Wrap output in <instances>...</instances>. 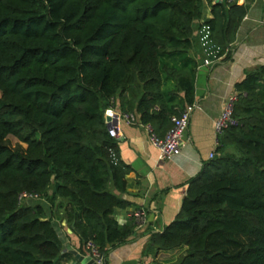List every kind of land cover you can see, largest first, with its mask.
<instances>
[{
	"label": "trees",
	"instance_id": "16d2710c",
	"mask_svg": "<svg viewBox=\"0 0 264 264\" xmlns=\"http://www.w3.org/2000/svg\"><path fill=\"white\" fill-rule=\"evenodd\" d=\"M247 10L224 0H0V264H61L55 206L104 264L135 234L134 218L115 217L130 205L132 167L105 110L117 104L166 134L195 99L197 20L225 48ZM235 91L240 125L219 136L175 220L151 236L158 251L185 248L177 264H264V64ZM23 192L45 203L21 202Z\"/></svg>",
	"mask_w": 264,
	"mask_h": 264
},
{
	"label": "crops",
	"instance_id": "0c3cea01",
	"mask_svg": "<svg viewBox=\"0 0 264 264\" xmlns=\"http://www.w3.org/2000/svg\"><path fill=\"white\" fill-rule=\"evenodd\" d=\"M245 3L248 5L247 13L241 19L236 36L229 42L222 60L204 65L198 41L189 50L198 63L194 102L199 107L184 133V144L179 155L162 158L144 125L117 120L113 123L122 131L121 138L117 139L121 158L132 167L127 176V192L122 195L130 205L117 208L115 217L121 225H126L133 221V212L143 210L145 221L136 225L135 234L127 242L112 248L105 264H177L184 254L185 248L158 251L151 247L150 239L153 233L162 232L175 220L187 194L189 180L200 172L210 159V153L216 152L220 135L216 132L215 121L223 111L225 102L235 92L236 82L247 71L264 64V0H247ZM210 11L211 6L206 3L204 15L210 16ZM109 109L114 114L120 112L117 104L110 106L105 110V119ZM160 134L161 138L165 135L163 131ZM25 201L27 204L45 203L40 199ZM53 210L54 221L63 241L61 264H81L73 251L88 255L86 247L81 246L73 226L63 217V209L55 206Z\"/></svg>",
	"mask_w": 264,
	"mask_h": 264
},
{
	"label": "built area",
	"instance_id": "2783aa9c",
	"mask_svg": "<svg viewBox=\"0 0 264 264\" xmlns=\"http://www.w3.org/2000/svg\"><path fill=\"white\" fill-rule=\"evenodd\" d=\"M227 3H240L243 4L247 0H224ZM195 34L198 37V42L202 48L203 52V64L212 65L220 60L226 55L228 47H223L220 43H217L213 39V30L209 22L205 18H200L197 20V27L195 29ZM237 92L235 91L229 99L225 102V106L220 116L215 121V129L218 135L223 134L225 130L231 127H237L240 125L239 118L234 115V103L237 100ZM198 104L193 102L192 104L186 105L180 116H175L173 118L172 127L166 132L163 138L158 137L152 126L150 124H144L140 121L138 115L134 113H123L118 112L114 114V118L117 121H125L128 124H141L144 125L150 132L152 143L158 147L162 158H172L173 156L179 155L182 152V147L184 144V133L190 123L194 111L198 108ZM110 135L119 139L122 136V131L118 126L112 124L109 127ZM216 152L210 153V159L214 158ZM38 198L37 195L23 192L19 199L24 201L26 199ZM131 217L135 219L137 225L145 221V213L143 210L135 211L131 214ZM86 249L88 255H91L98 264H104V257L100 254L96 245L89 241L86 244Z\"/></svg>",
	"mask_w": 264,
	"mask_h": 264
},
{
	"label": "water",
	"instance_id": "95a60500",
	"mask_svg": "<svg viewBox=\"0 0 264 264\" xmlns=\"http://www.w3.org/2000/svg\"><path fill=\"white\" fill-rule=\"evenodd\" d=\"M221 2V0H216ZM114 117V111L109 109L106 115V124L108 127H111L112 124L116 121ZM73 254L80 261L81 264H98L97 261L91 255L80 254L77 251H73Z\"/></svg>",
	"mask_w": 264,
	"mask_h": 264
},
{
	"label": "rangeland",
	"instance_id": "374dc122",
	"mask_svg": "<svg viewBox=\"0 0 264 264\" xmlns=\"http://www.w3.org/2000/svg\"><path fill=\"white\" fill-rule=\"evenodd\" d=\"M8 144L14 149H20L21 147L25 148L26 144L21 143L16 137L9 135L7 138ZM25 201V200H24ZM23 201V202H24Z\"/></svg>",
	"mask_w": 264,
	"mask_h": 264
}]
</instances>
